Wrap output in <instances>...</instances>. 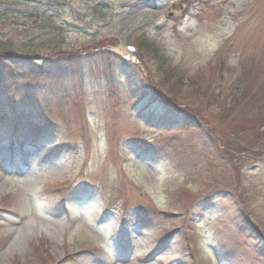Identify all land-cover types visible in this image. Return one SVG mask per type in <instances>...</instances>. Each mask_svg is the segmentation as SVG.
Segmentation results:
<instances>
[{"label":"rangeland","instance_id":"obj_1","mask_svg":"<svg viewBox=\"0 0 264 264\" xmlns=\"http://www.w3.org/2000/svg\"><path fill=\"white\" fill-rule=\"evenodd\" d=\"M18 6L0 54L115 67L0 85V264H264V0Z\"/></svg>","mask_w":264,"mask_h":264},{"label":"trees","instance_id":"obj_2","mask_svg":"<svg viewBox=\"0 0 264 264\" xmlns=\"http://www.w3.org/2000/svg\"><path fill=\"white\" fill-rule=\"evenodd\" d=\"M29 2L39 3L40 0H0V15L5 18L11 17L20 11L21 6H18L19 4ZM6 4L13 6H5ZM28 16V19L33 18V14H29ZM142 44L145 46L143 42ZM111 58V52L104 50L94 53L89 51L86 57H82L81 53L55 50V52L49 56L43 55L39 62L34 61L30 56L0 54V85L9 83L16 85L22 81L37 80L39 77H44L46 79L68 77L74 80L80 71L89 70L91 73L97 71L100 76L106 77L109 83V85H106V88L108 91H111V79L109 78L113 75L112 70L115 67L112 65ZM167 78L169 81V77ZM144 88L145 87H140L138 85V87H130L129 91L132 95L136 96L141 93L140 89L144 90ZM1 94L2 91L0 90V95ZM182 117H185L190 126L192 125L198 132L204 131V128L199 125L197 120L190 114ZM31 121L32 119L22 115L20 120L14 125L13 130L19 132L28 131L29 126L33 125ZM17 138L20 140V137ZM258 255L264 257V248L260 250ZM261 260L263 261V259Z\"/></svg>","mask_w":264,"mask_h":264},{"label":"water","instance_id":"obj_3","mask_svg":"<svg viewBox=\"0 0 264 264\" xmlns=\"http://www.w3.org/2000/svg\"><path fill=\"white\" fill-rule=\"evenodd\" d=\"M170 16L174 17V16H176V14L174 12H171Z\"/></svg>","mask_w":264,"mask_h":264}]
</instances>
